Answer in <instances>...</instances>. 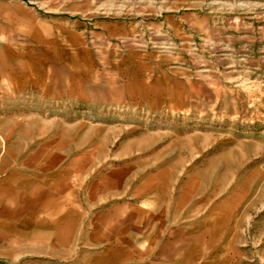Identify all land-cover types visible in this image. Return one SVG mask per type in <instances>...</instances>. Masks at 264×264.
Instances as JSON below:
<instances>
[{"label":"crops","instance_id":"0c3cea01","mask_svg":"<svg viewBox=\"0 0 264 264\" xmlns=\"http://www.w3.org/2000/svg\"><path fill=\"white\" fill-rule=\"evenodd\" d=\"M147 31L0 0V264H261L239 197L143 172L87 123L163 102Z\"/></svg>","mask_w":264,"mask_h":264},{"label":"rangeland","instance_id":"374dc122","mask_svg":"<svg viewBox=\"0 0 264 264\" xmlns=\"http://www.w3.org/2000/svg\"><path fill=\"white\" fill-rule=\"evenodd\" d=\"M22 1L148 30L146 56H159L169 72L163 102L87 123L111 130L119 156L143 172L167 167L180 179L197 177L215 201L239 197L243 242L264 264V0Z\"/></svg>","mask_w":264,"mask_h":264}]
</instances>
